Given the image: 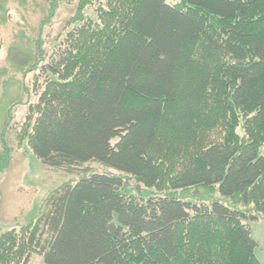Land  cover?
<instances>
[{"label":"trees","instance_id":"1","mask_svg":"<svg viewBox=\"0 0 264 264\" xmlns=\"http://www.w3.org/2000/svg\"><path fill=\"white\" fill-rule=\"evenodd\" d=\"M72 24L50 55L32 27L0 66V142L32 89L17 138L79 178L0 234V264H261L264 0H78Z\"/></svg>","mask_w":264,"mask_h":264},{"label":"rangeland","instance_id":"2","mask_svg":"<svg viewBox=\"0 0 264 264\" xmlns=\"http://www.w3.org/2000/svg\"><path fill=\"white\" fill-rule=\"evenodd\" d=\"M167 2L176 3L179 0H167ZM0 3H4V7L0 8V66L10 69L12 74V64L7 60L11 44L26 49L29 42L27 39L33 28L36 32L41 28L44 43L41 47L50 55L57 48L59 40H62L67 31L76 25L72 24L67 28L69 19L77 10L78 0H0ZM96 6V3L88 6L85 15L97 19ZM21 32L26 36H22ZM30 48L36 50L34 44L30 45ZM37 72L38 70L21 71L15 75L20 81L29 85L37 79L35 77ZM42 80L41 77L40 81ZM37 99L38 96L32 89L23 95V100L12 108L9 126L4 135L6 145L0 142V166L3 165L0 169V234L29 224L42 211L46 199L54 190L66 183L75 184L79 179L77 175L45 166L33 153L28 142L26 140L20 142L17 138L26 117L28 102ZM87 165L93 171L121 175L134 193L144 189L134 178L122 172L97 162ZM250 224L253 236L258 242L256 255L261 264H264V217L251 221ZM29 264L45 263L40 254H34Z\"/></svg>","mask_w":264,"mask_h":264}]
</instances>
